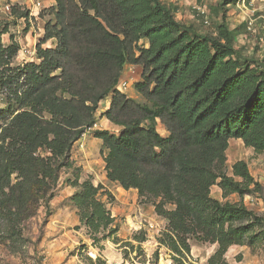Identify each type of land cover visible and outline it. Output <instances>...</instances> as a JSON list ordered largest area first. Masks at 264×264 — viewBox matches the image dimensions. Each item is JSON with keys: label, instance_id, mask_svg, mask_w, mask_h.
<instances>
[{"label": "trees", "instance_id": "trees-1", "mask_svg": "<svg viewBox=\"0 0 264 264\" xmlns=\"http://www.w3.org/2000/svg\"><path fill=\"white\" fill-rule=\"evenodd\" d=\"M216 1L211 14L221 21L214 35L178 20L177 8L162 0H57L50 7L55 21L37 45L41 62L9 74L20 109L0 125L2 240L20 238L23 223L50 200L58 177L52 156H64L94 126L99 103L111 95L105 116L121 131H95L109 149L108 178L173 203L172 210L156 206L179 238L171 249L188 250L192 234L218 244L210 264H228L226 251L244 244L248 232L233 222L253 211L213 197L211 188L241 198L261 188L246 161H236L232 174L226 161L232 139L264 153V58L235 45L238 30L227 16L233 0ZM51 38L55 47L43 48ZM9 50L0 39L1 64ZM128 64L141 67L136 87L151 105L117 89ZM0 87L10 91L4 81ZM158 120L168 136L157 130ZM83 185L76 195L80 221L97 233L114 218L96 197L100 188Z\"/></svg>", "mask_w": 264, "mask_h": 264}, {"label": "rangeland", "instance_id": "rangeland-1", "mask_svg": "<svg viewBox=\"0 0 264 264\" xmlns=\"http://www.w3.org/2000/svg\"><path fill=\"white\" fill-rule=\"evenodd\" d=\"M18 1L23 0H14L16 4ZM162 1L177 8L175 17L178 20L192 24L209 34H216L220 16L211 15V24L206 25L194 8V5L199 3L197 0ZM5 2L12 1L0 0V5ZM42 2L44 7L40 12V19L35 20L34 29L22 38L18 33V25L23 27V23L19 22L18 18L25 15V11L16 7L14 13L17 18H0V39L4 46L10 47V57H5L8 64L0 63V79L2 78L10 89L9 94L3 95L6 108L0 114L2 127L8 124L20 109L18 96L14 94L15 81L9 75L12 71L15 74L18 67H23V61L17 58L18 51L24 46L31 52L26 51V55L35 59V55H38L37 45L43 38L38 33L49 20L55 21L50 7H55L57 0ZM216 2L203 0L201 3L211 7ZM256 6L259 8L258 15L262 14L264 19V3H258ZM240 7L242 8V3L238 0H233L227 7L228 23L231 28L238 30L235 45L243 47L246 54L262 60L264 44L258 43V35L253 36L246 28L245 20L250 10L243 8L244 12H248L243 14ZM239 15L243 18H239ZM257 23L264 26L263 21ZM242 24H245V28ZM55 42L51 40L42 47L52 48L49 44L55 45ZM146 42L142 40V45H146ZM14 49L15 52L11 54ZM141 80L138 75L137 81L132 83L125 93L130 98L151 105L136 87V83ZM2 81L0 80V83ZM110 100L111 95H108L99 103L95 114L96 123L73 142L64 156H52L50 151L42 152L43 156H52L53 163L58 168L57 184L52 189L53 196L48 202L43 201L36 213L23 223L20 238L13 241L0 238V264H210L211 256L218 249L217 243L199 241L189 234L188 250L183 249L181 244H177L179 251L171 249L173 242L179 238L171 231L169 220L156 211V206L172 210L175 207L172 202L149 193L141 195L137 188L125 189L119 182L108 178L104 157L109 153V149L104 146L103 140L97 137L95 131L109 130L115 134L121 131L120 126L113 124L105 116ZM157 130L164 137L169 134L159 120ZM238 160L247 162L251 174L261 184V188L242 198L237 193L224 197L217 184L211 188L213 197L221 201L243 202L253 211V215L243 221L233 222L235 226H248V232L245 234V243L229 247L225 259L228 264H264V153H257L254 148L247 147L241 139H232L226 161L229 174H232V165ZM89 181L100 188L96 197L104 202L114 218L108 228L100 229L97 233H92L81 223L76 201V195L84 189V182ZM149 222L158 224V230H148Z\"/></svg>", "mask_w": 264, "mask_h": 264}, {"label": "built area", "instance_id": "built-area-1", "mask_svg": "<svg viewBox=\"0 0 264 264\" xmlns=\"http://www.w3.org/2000/svg\"><path fill=\"white\" fill-rule=\"evenodd\" d=\"M12 2H5L0 5V18L6 19V20H13L17 18L14 13V9L18 7V9L25 11V15H21L18 20L19 22L23 23L22 25L19 26L18 33L20 35V38L24 36V34H29L34 29V22L37 19H40V12L42 10L43 2L42 0H23V1H18L17 4L14 2V0H11ZM239 3H242V8H246L247 10H250V14H248V18L245 20L246 21V28L249 33H253V36L257 37L258 35V43H263L264 44V26L261 25L259 20H262L264 22V19L262 18V14L258 15V10L259 8L256 6L258 3H264V0H238ZM194 8L197 12V15L202 18L203 22L206 25L211 24V8L206 4V3H196L194 5ZM261 21V22H262ZM259 24V25H257ZM26 28L28 29L26 31ZM21 44V41H19ZM22 45V44H21ZM26 51H29L26 47L23 46V48L19 49L17 58L20 59L24 65L30 63H40L41 59L39 58L38 55H35V59H31L29 55H26ZM35 52V50H34ZM31 53V52H30ZM22 56V58H20ZM141 67L137 64H128L126 65L122 76L119 80V83L117 85V89L124 92L126 89L132 85L135 81H137V76L139 75L141 77ZM140 70V71H139ZM140 72V74H139ZM7 88H2L0 87V114L4 112V109L6 108V103L4 101V93H7ZM18 113V112H16ZM15 113V114H16ZM14 116V115H13ZM149 227L147 228L148 230L156 231L158 230V224L149 222Z\"/></svg>", "mask_w": 264, "mask_h": 264}, {"label": "crops", "instance_id": "crops-1", "mask_svg": "<svg viewBox=\"0 0 264 264\" xmlns=\"http://www.w3.org/2000/svg\"><path fill=\"white\" fill-rule=\"evenodd\" d=\"M241 8V7H240ZM241 10L243 11L242 13L243 14H245V13H248L247 11H245L244 12V9L243 8H241ZM241 13V14H242ZM239 16H241V15H239ZM239 18H243L242 16L241 17H239ZM240 21V20H239ZM260 22L262 21V20H259ZM243 25V24H242ZM45 27V26H44ZM44 27L43 28H41V32L40 33H38V34H40L41 35V37H44V35H45V30H44ZM243 27L245 28V24L243 25ZM240 28H241V26H240ZM51 40H55V38H51V39H49L48 41H46L45 43H43L42 45H44V44H47V43H49V41H51ZM56 41V40H55ZM55 45H56V42H55ZM55 45H50L49 44V46H52V47H55ZM146 46H148V43L146 42ZM44 47H45V45H44ZM141 69V68H140ZM142 71V70H141ZM110 102H111V100H110ZM108 106H110V104L109 105H107V108H108Z\"/></svg>", "mask_w": 264, "mask_h": 264}]
</instances>
